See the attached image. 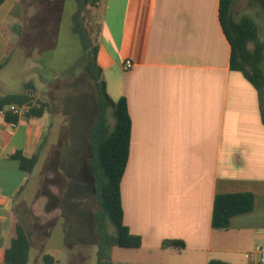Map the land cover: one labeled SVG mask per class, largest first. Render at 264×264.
Here are the masks:
<instances>
[{
  "label": "crops",
  "instance_id": "1",
  "mask_svg": "<svg viewBox=\"0 0 264 264\" xmlns=\"http://www.w3.org/2000/svg\"><path fill=\"white\" fill-rule=\"evenodd\" d=\"M242 3L239 18L264 21L260 5L244 2L239 13ZM219 8L220 0H102L93 13L98 26L90 23L107 92L115 102L126 98L131 119L121 184L124 224L142 238L139 249L184 254L176 264H253L248 254L264 246V88L231 69ZM26 18L19 0L0 7V97L24 94L30 84L50 111L15 128L0 111V264H8L14 213L31 241L29 264H46L47 255L64 264L72 246L69 222L58 208L48 217L30 200L38 164L28 176L11 159L16 151L33 156L44 141L41 159L61 128L45 91L57 76L47 70L51 78H38L33 66L26 73L22 64L18 40ZM82 51L78 66L88 75L89 52L83 45ZM126 61L133 66L125 69ZM261 67L264 72V60ZM92 125L82 154L86 166ZM234 193H252L254 210L235 216L226 230L213 228L216 196ZM165 240H181L185 249H164Z\"/></svg>",
  "mask_w": 264,
  "mask_h": 264
},
{
  "label": "rangeland",
  "instance_id": "2",
  "mask_svg": "<svg viewBox=\"0 0 264 264\" xmlns=\"http://www.w3.org/2000/svg\"><path fill=\"white\" fill-rule=\"evenodd\" d=\"M19 1L27 12L18 40L22 64L26 73L33 66L38 78H51L47 70L57 76L45 91L49 90L53 97L61 121V128L42 154L29 184L30 200L37 211L48 217L58 208L69 222L72 246L64 264H98L95 223L98 201L91 171L82 154L86 149L85 134L96 120L99 103L94 82L78 66L84 54L79 35L71 31V15L76 11V3L74 0ZM245 10L244 3L240 4L238 12ZM93 13L94 7H88L83 13L88 37L90 23L94 26L98 23ZM256 22L264 40V21ZM110 121L114 123L112 118ZM109 231L116 232L111 222ZM182 257L184 254L149 253L115 246L111 249L109 263L176 264L174 259Z\"/></svg>",
  "mask_w": 264,
  "mask_h": 264
},
{
  "label": "trees",
  "instance_id": "3",
  "mask_svg": "<svg viewBox=\"0 0 264 264\" xmlns=\"http://www.w3.org/2000/svg\"><path fill=\"white\" fill-rule=\"evenodd\" d=\"M76 11L73 15L74 31L79 35L81 43L89 58L85 71L94 82L99 110L96 120L89 132L91 156L88 166L93 177L97 195L98 209L95 213L98 236V264H110V252L115 246L139 249L142 238L131 234L124 224L121 184L125 175L130 147L131 119L128 114L127 100L122 97L115 102L107 92L106 82L102 77V69L96 59V49L91 48L87 31L83 22V13L88 7H98L102 0H74ZM6 0H0V7ZM245 2L248 6L258 4L264 9V0H220L219 18L231 45V69L240 72L259 91L264 88V72L261 64L264 60V43L259 38V29L255 21L248 16L237 15V6ZM2 64H0V69ZM42 104L41 109H31L22 119L41 118L50 111V105L35 96L34 87L27 84L24 94H8L0 97V111L7 123H19L21 118L11 110L13 105L23 106L33 100ZM114 120L112 124L110 119ZM44 143L31 157L22 151H16L11 159L19 163L20 169L30 176L40 159ZM255 208V196L252 193H234L217 195L214 202L212 226L226 230L231 220L238 215L250 213ZM109 222L115 233L109 231ZM13 239L4 252V260L8 264H29L31 241L19 217L14 213ZM164 249L171 248L178 252L185 249L181 240H165ZM46 264H55L52 256H45ZM208 264H229L221 260H211Z\"/></svg>",
  "mask_w": 264,
  "mask_h": 264
},
{
  "label": "built area",
  "instance_id": "4",
  "mask_svg": "<svg viewBox=\"0 0 264 264\" xmlns=\"http://www.w3.org/2000/svg\"><path fill=\"white\" fill-rule=\"evenodd\" d=\"M133 63L131 61L125 62V69L131 68ZM38 99V98H37ZM41 109L42 104L38 100H33L23 106L13 105L11 110L14 114L18 115L19 118H24L31 109ZM12 128H15L18 124L17 123H9ZM248 259L253 264H264V246H261L256 249V251L248 254Z\"/></svg>",
  "mask_w": 264,
  "mask_h": 264
}]
</instances>
